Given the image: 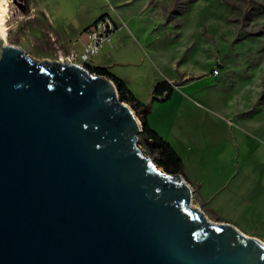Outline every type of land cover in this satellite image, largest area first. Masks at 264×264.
Instances as JSON below:
<instances>
[{
  "label": "water",
  "instance_id": "1",
  "mask_svg": "<svg viewBox=\"0 0 264 264\" xmlns=\"http://www.w3.org/2000/svg\"><path fill=\"white\" fill-rule=\"evenodd\" d=\"M143 123L83 64L0 55V264H264V241L192 205Z\"/></svg>",
  "mask_w": 264,
  "mask_h": 264
},
{
  "label": "rangeland",
  "instance_id": "2",
  "mask_svg": "<svg viewBox=\"0 0 264 264\" xmlns=\"http://www.w3.org/2000/svg\"><path fill=\"white\" fill-rule=\"evenodd\" d=\"M182 1L185 6L179 13L174 0H10L7 28L0 29V55L4 44H13L37 59H59L71 48L64 44V30L81 51L83 41L73 37L81 25L105 13L124 21L126 42L138 40L158 66L159 77L180 82L194 77L186 91L197 89L192 93L196 103L189 100L179 124L188 143L207 154L210 167L219 169L246 127L264 136V13L244 19L222 0ZM232 1L245 8L243 0ZM105 45L87 63L101 64ZM150 60L141 68L149 71ZM215 67L218 75L213 74ZM138 144L155 162L142 131ZM194 158L185 156V162L197 173ZM192 205L215 220L209 215L213 209L207 211L195 189Z\"/></svg>",
  "mask_w": 264,
  "mask_h": 264
},
{
  "label": "crops",
  "instance_id": "3",
  "mask_svg": "<svg viewBox=\"0 0 264 264\" xmlns=\"http://www.w3.org/2000/svg\"><path fill=\"white\" fill-rule=\"evenodd\" d=\"M44 9L49 19L54 22L46 6ZM94 19L95 17L74 31L73 37L76 41L82 40L84 44V30ZM124 30L122 26L114 32L112 40L105 45L104 60L97 65L108 67L124 79L129 89L141 101L152 103L148 117L151 127L181 156L187 180L197 190L207 211L208 208L213 209L211 213L208 211L209 215L215 220L229 222L244 233L264 241V136L245 126L247 131L237 135L235 148L228 156L223 157L220 168L210 167L207 154L202 155L203 152L200 153V150L197 151L188 143L185 128L179 124V118L189 100L196 103L192 93L197 89L190 88L186 91L194 77L189 76L182 82L173 81L167 75L165 78L159 77L158 66L154 60L147 57L137 43L138 40L132 39L131 44L130 41L127 43L128 33ZM63 37L64 44L73 47V38L67 35L66 30ZM137 55L139 59L135 60ZM147 60L151 62L149 71L140 66H144ZM162 78L178 84L174 85L168 98L152 101L154 84ZM185 156L189 161L195 157L193 162L197 173L188 170Z\"/></svg>",
  "mask_w": 264,
  "mask_h": 264
},
{
  "label": "trees",
  "instance_id": "4",
  "mask_svg": "<svg viewBox=\"0 0 264 264\" xmlns=\"http://www.w3.org/2000/svg\"><path fill=\"white\" fill-rule=\"evenodd\" d=\"M174 1H176V4L178 5L177 9H175L179 10V13H181L185 6V2L182 0ZM222 1L227 4V6L234 12L241 14L244 19H251L253 17H257L259 14L264 13L263 0H243L245 5L244 9L242 6L232 0ZM171 12H173V10ZM86 65L90 71L105 75L108 78L112 79L117 86L120 98L123 101L128 102L131 107L135 110L136 114L143 123V142L146 147L150 150V152L152 154H155V162L159 166H162L167 172H179L185 176L183 171L184 163L181 156L177 153V151L167 140L160 136L151 127L149 123L148 117L152 110V103L143 102L138 97H136L134 93L129 89L124 79L114 74L112 71L109 70L108 67L101 65H91L89 63H86ZM175 84H178V82H170L167 79L157 81L153 87L152 101L163 100L168 98L173 92Z\"/></svg>",
  "mask_w": 264,
  "mask_h": 264
},
{
  "label": "built area",
  "instance_id": "5",
  "mask_svg": "<svg viewBox=\"0 0 264 264\" xmlns=\"http://www.w3.org/2000/svg\"><path fill=\"white\" fill-rule=\"evenodd\" d=\"M126 23H117L116 19L110 14H102L96 18L85 30L86 41L79 51L75 47H71L66 54H60L59 59L63 61H74L80 64H86L88 60L99 52L105 43L112 40L113 34L117 29H120ZM213 74H219V68L213 69Z\"/></svg>",
  "mask_w": 264,
  "mask_h": 264
},
{
  "label": "bare ground",
  "instance_id": "6",
  "mask_svg": "<svg viewBox=\"0 0 264 264\" xmlns=\"http://www.w3.org/2000/svg\"><path fill=\"white\" fill-rule=\"evenodd\" d=\"M10 11V0H0V29H6V22ZM24 51V50H23Z\"/></svg>",
  "mask_w": 264,
  "mask_h": 264
}]
</instances>
